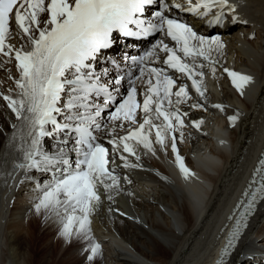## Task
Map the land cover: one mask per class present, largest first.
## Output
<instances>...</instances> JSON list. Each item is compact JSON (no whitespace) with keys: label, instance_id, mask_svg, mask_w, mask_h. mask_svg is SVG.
I'll use <instances>...</instances> for the list:
<instances>
[{"label":"snow or ice","instance_id":"obj_1","mask_svg":"<svg viewBox=\"0 0 264 264\" xmlns=\"http://www.w3.org/2000/svg\"><path fill=\"white\" fill-rule=\"evenodd\" d=\"M236 8L230 0H0V55L8 58L6 63L14 59L19 72L17 95L0 92L18 121L6 147L15 146L21 154L16 168L46 177L37 181L35 210L59 217L62 236L75 232L91 239L90 217L101 199L98 186L108 192L119 186L117 158L125 168L139 166L124 155L139 161L137 145L155 154L153 130L155 142L165 147L172 134L176 163L186 177L192 174L174 135L187 116L180 105L191 96L187 84L178 86L181 77L175 74L190 80L203 97V69L216 75L225 43L219 35L198 32L177 13L192 14L210 29L224 27L229 14L239 22ZM15 29L23 41L20 47L9 43ZM157 34L142 54H110L118 37L140 40ZM223 72L240 95L252 83L249 75L227 67ZM215 107L223 111L221 105ZM239 115L228 117L233 127ZM261 201L264 157L230 217L235 223L217 264H227ZM100 249L93 244L89 259Z\"/></svg>","mask_w":264,"mask_h":264},{"label":"bare ground","instance_id":"obj_2","mask_svg":"<svg viewBox=\"0 0 264 264\" xmlns=\"http://www.w3.org/2000/svg\"><path fill=\"white\" fill-rule=\"evenodd\" d=\"M230 2L248 23H234L229 16L224 27L210 33L225 43L216 75L204 68L205 95H193L182 104L188 117L178 127V134L192 174L186 177L172 167L168 146L157 144L154 134L155 154L142 145L136 146L139 161L124 153L130 163L139 166L125 168L117 158L114 174L119 186L111 192L102 186L97 189L101 199L90 217L91 239L75 232L70 238L62 236L60 252L66 262L55 260L59 264H213L211 257L218 246L221 249L227 230L218 246L215 233L239 196L264 138V0ZM194 23L207 32L202 21ZM17 38L23 43L15 29L13 39ZM223 65L252 77L243 95L228 84ZM18 76L12 64H0V92L15 97ZM193 103L202 107L193 108ZM215 105H221L223 111ZM237 113L239 119L233 127L228 117ZM199 121L203 123L196 128L194 122ZM13 123L18 121L0 97V264H31L30 242L43 231L47 236L61 232L62 223L54 214L35 210L39 202L36 184L46 177L15 167L22 162L21 154L15 146L6 147ZM47 243V254H51ZM96 243L100 252L89 259ZM241 251L234 264H264V203L250 224ZM69 254L72 259H67Z\"/></svg>","mask_w":264,"mask_h":264},{"label":"rangeland","instance_id":"obj_3","mask_svg":"<svg viewBox=\"0 0 264 264\" xmlns=\"http://www.w3.org/2000/svg\"><path fill=\"white\" fill-rule=\"evenodd\" d=\"M25 221H27V220H25ZM30 227V226H29ZM34 229L36 230V231H38V229H39V226L38 225H36L35 227H34ZM34 232V231H33ZM38 233V232H37ZM44 235H43V234ZM41 234H40V238L39 237H37V238H39V239H36V238H34V241H31L30 242V244H29V246L31 247L30 248V251H31V264H53V262L55 263V264H59L61 261H63V263H65L66 261L65 260H63V258L64 257H66V256H64V255H62L63 254V252L61 253L60 251H61V248H62V246H63V244H64V237H62V235L60 234L61 232H59V231H57L56 233H50L51 235H53V237L51 236V235H46V233L43 231ZM58 233V234H57ZM36 236V234L34 235V237ZM57 236V237H56ZM35 239H36V241H35ZM53 239V240H52ZM46 240V241H45ZM60 240V241H59ZM50 241V242H49ZM71 242L73 241V240H70ZM67 242L66 244V246H68L69 244H71V242ZM46 242H48L49 243V245H50V248H51V250H50V252H51V254H47V248H48V245H46ZM39 243V244H38ZM47 243V244H48ZM56 243H57V245H56ZM44 244H45V246H44ZM53 245H55V246H53ZM52 246V247H51ZM57 246V247H56ZM61 246V247H60ZM58 248V249H57ZM54 249H55V251H54ZM49 252V253H50ZM55 252V253H54ZM59 253V254H58ZM33 255H35V256H33ZM43 255V256H42ZM51 255V256H50ZM71 255L72 254H69V255H67V259H72L73 257H71ZM44 256H45V258H44ZM48 257V258H47ZM51 257V258H50ZM71 257V258H70ZM53 258V259H52ZM60 259V260H58V259ZM43 259V260H42ZM62 259V260H61ZM58 261V262H56V261ZM44 261V262H43Z\"/></svg>","mask_w":264,"mask_h":264},{"label":"water","instance_id":"obj_4","mask_svg":"<svg viewBox=\"0 0 264 264\" xmlns=\"http://www.w3.org/2000/svg\"><path fill=\"white\" fill-rule=\"evenodd\" d=\"M235 221H233V223H234ZM227 241V240H226Z\"/></svg>","mask_w":264,"mask_h":264}]
</instances>
